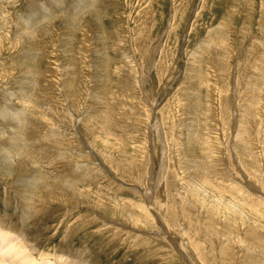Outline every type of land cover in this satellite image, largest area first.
<instances>
[{"label":"rangeland","instance_id":"rangeland-1","mask_svg":"<svg viewBox=\"0 0 264 264\" xmlns=\"http://www.w3.org/2000/svg\"><path fill=\"white\" fill-rule=\"evenodd\" d=\"M0 228L37 261L264 264V0H0Z\"/></svg>","mask_w":264,"mask_h":264},{"label":"bare ground","instance_id":"bare-ground-1","mask_svg":"<svg viewBox=\"0 0 264 264\" xmlns=\"http://www.w3.org/2000/svg\"><path fill=\"white\" fill-rule=\"evenodd\" d=\"M16 240H17V238L12 237L7 232H3L2 229L0 228V264H85L81 261L72 260V259L65 257V256H57V254L50 255V254H47L44 252L39 254L40 258H39V261H37L34 258V255L38 253V252H36V248L30 246V248L27 250V247L25 245L20 244L18 246V243L15 246ZM18 241H19V239H18ZM13 246H15V247H13ZM15 248H18V250L16 249L17 252H21L22 254L25 253V255L23 257L18 259V262L14 261V256L17 255V252L14 253ZM50 259H53V261H50ZM15 260H16V258H15Z\"/></svg>","mask_w":264,"mask_h":264}]
</instances>
